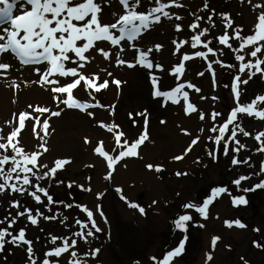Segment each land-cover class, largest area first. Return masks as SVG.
Returning <instances> with one entry per match:
<instances>
[{"label": "rangeland", "instance_id": "rangeland-1", "mask_svg": "<svg viewBox=\"0 0 264 264\" xmlns=\"http://www.w3.org/2000/svg\"><path fill=\"white\" fill-rule=\"evenodd\" d=\"M184 1L185 0H180V2L185 5ZM253 1L255 4H258L260 0ZM101 2L103 4V0H101ZM206 2L209 5L208 9L203 8L205 0H196L195 6L189 9L188 14H186L187 5L183 8L170 9L171 12L180 15L183 19L181 21L163 19L161 23L154 25L151 29H159L158 37H153L151 35L152 31L150 30L146 32L139 41L135 42L136 45L139 44V47L145 46L143 42L147 47H154L157 44L162 45L163 47L160 52L162 54H168V56L165 58L163 57L161 61L164 62L166 58L170 59V67L166 70L172 71L174 66L178 65L184 53L192 54L195 51H206L202 46L192 49L190 45H185L179 53L173 54L175 52L173 40H189L190 37L196 33L191 31L188 25L194 21L196 16H201L204 18L200 21L201 28L209 29L208 35L201 37L202 41H211L209 46L216 51L215 57L217 60L225 64L236 65L234 68L221 67L218 70L213 68L216 73V85L214 87L212 74L207 68L208 61L200 58L187 61L192 68L188 71L189 73L185 81L192 83L194 80V82L198 83L197 87L201 89V92L196 93L187 88L185 90L189 92V101L195 104L200 111L205 113L206 119L201 121L197 113L186 115L184 110L185 102L183 99H181L180 103L173 104L171 107L175 108L171 109V114L174 116L180 111L177 117H173L169 113L165 116H154V120L151 122L154 126H159L161 129H164L165 127H163V125H167L165 122L173 126V130L168 133L161 130L160 132L162 134L157 135L159 139L164 136L163 140H167V138L169 139L170 136L176 134L182 139L180 143H170L169 145L172 147H167L166 143H163L161 146L158 144L156 137L152 135L150 127H147L149 141L145 142L146 146L148 149H152L155 144L159 147L157 152L153 151L154 154L148 157L145 156V153L142 151V146L140 149V156L135 157L134 169L140 168L142 171L150 174V176H154V180L156 181L155 190L153 192L154 195L148 197L144 195L145 193L143 191L148 187V183L144 180L142 175L139 174L130 175V178L125 181H115L113 175L110 180L105 179L104 177L109 169L104 159L94 153L93 149L96 147L95 145L83 148L78 146L75 149V153L77 152L76 155L79 160L75 162L74 155L61 148L58 139L53 138L52 132L49 129V134L44 137V141H46V146L49 150L41 158L42 162L52 167L54 161L57 159H68L71 161L62 170L57 172L62 174L61 182L58 181L57 185L55 182L53 185L46 188L53 197V200L57 203L48 205L47 199L43 197L42 194L40 195L44 203H36V209H39L45 216L57 217L55 220L44 219L41 226L46 228L49 232L46 237V239H48L49 249L60 246L62 243L60 240L57 241L56 245L50 242V237L56 236L68 238L69 243H71L72 239H76L77 247L73 250L77 251L80 258L86 261V264H156L152 257H156L157 261L162 260L164 254L174 249L181 239H183L185 233L176 229L173 221L179 215L188 214L191 215L193 219L188 223V230L186 233L188 240L185 244V252L182 256L177 257L173 264H199L201 257L208 251H217L216 253H220L221 256H223V261L219 264H234L238 256L243 257L244 264L245 261H247V264H264V248H257L253 245V241L264 245V189L245 193L238 190L232 183V181L239 176H247L250 174L251 179L243 181L240 186L241 189L250 188L264 181V173L255 175V173L260 172L261 162L264 161V159L262 158V152L256 151L260 144L254 139L258 132L264 131V126L253 131L252 128L258 124V119L249 117L246 114H239L238 122L247 132L251 133V135L246 137L238 131L236 138L246 146L244 149H241L238 154L231 151L232 148L237 147L235 143L229 142V154L225 155L223 152L224 141H222L220 145H216L214 140L208 139L209 136L215 137L219 134L218 132H210L209 129L214 125L219 127L223 124L230 111L237 106L234 101L231 85L234 76L239 74L238 69L240 62L235 59V53L226 46L221 45L217 39L225 32L224 21L220 14H229L233 21V26L241 28L243 30L241 35L247 36L252 33L258 10H254L253 3L249 4L248 0H206ZM260 4H264V2ZM151 6L148 0H142L141 7L138 11H146L147 8ZM103 7L107 8L111 14L114 12L117 14L116 17L111 15L107 20L104 18L105 23L115 22V19L118 18L120 14H123V8L119 4V0H109V3L103 4ZM197 7L199 10L198 12H196L195 9ZM193 13L195 15H192ZM14 14H19V12ZM210 15L212 16V22H214L215 27H212V22H208L207 20ZM177 23L181 24L183 31L177 32L175 30V24ZM228 34L231 36L232 29L228 30ZM230 43H232L234 48L238 47L239 44L238 41L234 40H230ZM100 44H107L111 47L107 42H100L98 46H100ZM122 46L125 51L121 53V58L123 56L124 60L134 62L138 55L137 51L129 47L127 41L122 42ZM111 50L113 52L111 63H108L104 67L101 65L97 66L103 68L102 70H106L107 73H112L111 76L106 74V79L109 80L110 84L113 79L118 77L120 70L123 69L124 75L126 76V83L130 87V84L133 83L130 82L132 80L128 78L127 74L131 71L132 74L140 72L145 67L138 64L135 67L118 65L114 55V53L118 51V48L111 47ZM240 54L245 55L244 62H247L248 59H252L247 56L246 53ZM91 55L94 57L93 63L96 64L99 59L97 58L96 52ZM211 56L213 55L209 54L208 59L210 61ZM14 61L20 69L32 67L22 66L15 59ZM262 67H264V65H262ZM152 70L157 71L158 69L154 67ZM94 71L95 70L92 69L90 72L93 73ZM200 72H203L204 75H197V73ZM242 79H247V74H244ZM12 80H16V82L20 84L18 89H13L8 85H6L7 87H0V129H3V135L5 136L11 132L13 127L17 126L15 123H6L13 120L14 113L31 112L34 116L39 115L32 112V109L28 107L29 105L51 109V105L48 104L50 99L46 97V94L45 96L37 95L33 98L34 92L32 91L34 89V83H26V81L19 79L18 76H13L9 81ZM259 81L264 82V78H261V76L257 74L247 85L240 86L241 104H247L255 94L260 93V88H262V86ZM5 83H8V81ZM8 84L10 85L11 82ZM133 85H131V87ZM74 96L81 102L86 101L93 103L95 100L83 90V87L76 91ZM201 96L206 99H201ZM213 96L218 99L213 100ZM63 111L76 112L79 114L86 113L75 108H65ZM88 111L95 113L96 110L90 109ZM213 111L222 113V116L218 117L216 121L210 118V114ZM144 112L147 115L151 114L148 108L145 109ZM48 116L49 114L45 113L40 117L41 121ZM168 116H170V119H167ZM189 116H191L190 119H181L182 117ZM151 118L152 117H147L144 114L140 115L137 119L140 120L141 123H146L150 122ZM26 124V128L21 133V145L28 152L37 151V146L44 141H41L33 135L32 121H27ZM201 128L204 129L203 132H200ZM182 130H187L191 135L184 134ZM230 130L231 126L229 133L225 136V140H227ZM37 131H40L39 128ZM41 135H43V133H41ZM196 136H200V141L194 146L193 150L183 160H174L173 157L182 155L184 150L191 143V140ZM261 139H264V137ZM101 140L106 142V150L112 155L117 154L112 152V149L116 147L113 137L110 139V137L106 136L100 138V141ZM209 151H214L215 159L209 156ZM6 154L9 156L12 155L11 151ZM233 156H236L241 161L250 157L249 164L251 166H249V164L232 165L231 161ZM99 160L103 162V165L99 166ZM148 164L161 166L162 171L156 172L155 170H149L146 167ZM88 165H92V167H87ZM118 165L116 168H118ZM177 172L187 173V175L177 176ZM33 183H36V181L33 180ZM39 184L41 187L46 185L41 181H39ZM70 184L71 187H69ZM224 186L230 190L233 196L245 195L249 204L247 206L233 207L231 197L224 194L209 206V215L207 219L202 218L195 209H184L182 207L188 202H192L198 206L202 205L203 201L211 195L213 188ZM89 188L91 189L90 191L85 190ZM115 188L122 189V195L127 198V201L121 198V193L114 192L116 191ZM29 190L31 191L34 189L29 188ZM129 190H133V192ZM100 193L103 195L98 197ZM10 194L12 198L15 195L16 197L20 196L19 193H13L11 191ZM4 195H6V192L0 193V202ZM27 196L30 197L29 195ZM17 199L19 198L17 197ZM154 201L155 203H153ZM129 202L139 204L145 209V214L142 215L137 209L129 207ZM68 204L73 205V207H65V205ZM45 205H48V207L46 208ZM77 205L87 207L92 211L94 213L93 218L96 220L97 226L101 229L100 232L89 237L87 243L82 241L79 237L76 238L73 236V233L81 230L80 226L77 225L75 221L77 219L87 221V214L82 211L81 207H77ZM219 205H222L221 209L223 210L222 213H224L222 215L216 211ZM38 206H41V208ZM97 206H99L100 211L104 213L103 217H101L99 211H97ZM49 208L51 211L48 210ZM116 209L119 213L118 220L127 221L129 219V224L133 226L131 231L134 229L136 230V234L133 236V241L135 242V244L132 245L135 246L133 250L128 251L126 249H119L120 245L112 232L111 220L113 218H110ZM23 210L24 208L19 209V211ZM153 213L156 217L151 218ZM157 215L162 219L155 224L153 219L158 220L159 216ZM211 215L216 216L212 217ZM65 217H67L66 220H64ZM209 218H212L214 222L220 220V224L215 223V230L209 235V241L206 242L207 237L204 227ZM237 219L247 225V227L244 229L239 228V231H237L236 229H238V227L236 226L231 228L226 226L225 221H235ZM62 220H64V223L60 222ZM201 224H203L204 227H200L199 225ZM89 228H91V224H89ZM117 228L121 234V226L117 225ZM257 228L259 232L254 231V229ZM230 230L237 232H231ZM237 233L238 236L241 237L240 241L233 236ZM213 237L220 238L214 249L211 246ZM93 249L100 250L94 258L91 255L83 256L84 253H90ZM103 256H106L108 260H104ZM68 258L67 254L59 258L60 264H67Z\"/></svg>", "mask_w": 264, "mask_h": 264}, {"label": "snow or ice", "instance_id": "snow-or-ice-1", "mask_svg": "<svg viewBox=\"0 0 264 264\" xmlns=\"http://www.w3.org/2000/svg\"><path fill=\"white\" fill-rule=\"evenodd\" d=\"M107 3H109V0H103V4ZM148 3L152 6L148 7L146 11L141 12L138 9L141 7L142 0H119V4L123 8V14H120L115 19V22L105 23L101 0H0V78L7 79L8 72L13 68L11 63L5 62L3 59L6 56H11L22 66H32L33 71L39 76V80L32 81L31 83L38 84L40 87L50 91L53 94V100L57 103V107L63 104L66 108L79 109L82 112H86L88 116H93L94 113L88 111L89 109L107 106L100 104L99 101L95 103L81 102L74 96V92L83 87V90L94 100V93L102 92L110 87L109 80L105 79L101 82V77L98 73L85 74L87 67L94 60V57L91 55L92 52L98 53L105 60H110L113 56L111 49L105 50V48L98 46L100 42H107L112 48H118V51L114 53L118 65L135 67L138 64L150 70L154 67L158 70H163L162 65L158 63L154 64L153 60L149 58L153 51L159 52L163 46L157 44L154 47L142 50L137 47L135 42L139 41L154 25L161 23L163 19L181 21L183 17L171 12L170 9L183 8L185 5L180 0H148ZM248 3L252 4V0H248ZM208 7L209 5L205 0L203 8L208 9ZM253 8L254 10H258V14L252 33L247 36L241 35L243 31L241 28L233 26V21L229 14H220L224 21L225 32L217 39L221 45L232 50L235 53V59L240 62L239 74L234 76L231 85L234 101L237 106L230 111L223 124L219 127L214 125L209 129L210 132L219 133L215 137L209 136V140H214L216 145H220L224 141L223 152L225 155L229 154V142L237 145V147L231 149L232 152L237 154L241 149L246 147L236 138L238 131L246 137L251 135L238 122L239 114H246L249 117L264 120V107H258V105L264 104V95H258L251 103H240V86L247 85L257 74L261 78H264V67H262L264 65V4H254ZM16 12H19V14H14ZM112 15L114 17L117 16L115 12ZM192 15L195 14L193 13ZM203 19L201 16H196L194 21L188 25L189 29L196 33L189 40H173V44L175 45V52L173 54L179 53L185 45H190L192 49L202 46L206 51H195L192 54L184 53L178 65L174 66L171 74L178 81H181L185 75L186 62L200 58L208 61L207 68L212 74L213 86L215 87L216 73L213 69V64H220L224 68H234L236 65L225 64L220 60L210 61L208 59L209 54L215 56L216 51L209 46L211 41H202L201 39V37L209 33L208 28H201L200 21ZM207 20L208 22H212V16L210 15ZM212 27H215L214 22H212ZM229 29H232L231 36L228 34ZM175 30L177 32L183 31L181 24H175ZM230 40L238 41V47L234 48ZM124 41H127L129 47L135 49L138 53L134 62L121 58V53L125 51L122 46V42ZM240 53H246L252 59L244 62L245 55ZM69 64L75 66L68 67ZM244 74H247V79H242ZM107 75L111 76L112 73L108 72ZM197 75L203 76L204 73L200 72ZM60 78L69 79L70 82L61 83ZM151 81L156 97H162L166 102L171 101L173 104H178L183 99L186 115L197 113L201 121L206 119L205 113L189 101V92L185 90L187 88L200 93L201 89L199 87L189 81H183L178 82L177 86L169 91H162L158 77L153 75ZM121 83L122 81L118 79L111 81V84H114L117 88H119ZM8 86L18 89L20 84L16 80H12ZM200 98L206 99L203 96ZM212 99L216 100L218 98L213 96ZM28 107L32 109V112L39 115L34 116L31 112L14 113L13 120L6 123H15L17 126L13 127L7 136L3 135V129H0V193L10 190L13 193L21 195L27 194L37 204L44 203L40 195L42 194L47 199L48 205H52L57 202L53 200V197L46 188L40 186L39 181L54 177L59 170H62L71 161L68 159H57L54 161V165L49 167L48 164L42 162L41 158L49 150L46 146V141H44V137L49 134V118L59 117L63 109L52 111L42 106L29 105ZM45 113H48L49 117L41 121L40 117ZM221 116L222 113L217 111H213L210 114V118L213 121H216ZM27 121H32L33 135L44 141L37 146V151L28 152L21 145V133L26 128ZM99 126L105 128L108 133L113 134L116 145L112 149V152L117 153L116 155H112L106 150V142L103 140L98 141L96 147L93 149L95 154L106 161L109 171L104 178L110 180L113 172L116 170V166L121 161L140 156V149L145 142L149 141V134L146 127L144 132L134 141L129 142L125 133L118 130L119 125L105 124L103 121H100ZM230 126V134L227 136V140H225ZM38 128L40 131H37ZM182 131L186 135H191L187 130ZM203 131L204 129L201 128L200 132ZM262 137H264V131L257 133L254 139L260 144L256 151L264 153V141H262ZM199 141L200 136L194 137L184 150V153L173 157V159L177 161L183 160ZM85 143H90V141L85 138ZM9 151L12 153L10 156L6 154ZM208 154L213 159L216 158L214 151H209ZM250 159L249 157L241 161L236 156H233L231 163L234 166L249 164ZM249 166L251 165L249 164ZM87 167H92V165H88ZM146 167L156 172L162 171L161 166L148 164ZM261 173H264V161L261 162L260 172L255 173V175H260ZM176 175H187V173L177 172ZM249 179H251V174L247 176L241 175L233 180L232 183L238 190L245 193L264 189V181L250 188L241 189V183ZM33 180L36 183H33ZM69 187H71V184ZM29 188L34 190L30 191ZM85 190L90 191L91 189ZM116 191L121 193V198L127 201V198L122 195V189L116 188ZM224 194L231 197L233 207L247 206L249 204L245 195L233 196L230 190L224 186L213 188L211 195L203 201L202 205L198 206L192 202H188L182 207L184 209H195L202 218L207 219L209 206ZM101 195L103 194H98V197ZM48 205H45V207L47 208ZM21 207L23 206L20 201H12L11 208L17 209L16 216L12 217L11 212H9L8 216L0 219V225L7 223L6 228H0V253L5 251L6 244H12L15 247L26 245V253L30 264H37V260L34 258L33 242L26 238V229L20 228L16 234H13L10 229L18 222V218L20 217L27 216V220L32 225H37L40 218L55 220L57 217L45 216L39 209L33 215L32 209L24 207L23 211H19ZM65 207L71 208L73 205L68 204ZM77 207H81L82 211L87 214V221L79 219L75 221L81 230L73 233V236H78L82 241L87 243L88 238L100 232L101 229L97 226L92 211L84 206L77 205ZM129 207L137 209L142 215L145 214V209L137 203L129 202ZM48 210L51 211L50 208ZM97 211L103 217L104 213L100 211L99 206H97ZM66 219L67 217L64 218V220ZM192 219L191 215L183 214L173 221L175 228L184 232L185 235L174 249L164 254L162 260L157 261L156 257H152L156 264H173L177 257L184 254L185 244L188 240L186 234L188 223ZM64 220L60 222L64 223ZM89 224H91V228H89ZM225 224L229 228L236 226L244 229L247 227L239 219L225 221ZM199 226L204 227L203 224ZM254 231L259 232V229H254ZM219 239V237L212 238L211 246L213 249L216 247ZM58 240L62 241L60 246H55L48 250L44 254L45 258L41 264H60L59 258L65 254L69 257L67 264H86V261L80 258L77 251L73 250L77 247L76 239H72L71 243H69L68 238L50 237V242L53 245H56ZM253 245L257 248H264V245L256 241H253ZM99 251V249H93L90 253H84L83 256L91 255L94 258ZM212 259L211 254L206 256L207 261H211ZM241 259L243 260V257ZM245 264H247V261H245Z\"/></svg>", "mask_w": 264, "mask_h": 264}, {"label": "bare ground", "instance_id": "bare-ground-1", "mask_svg": "<svg viewBox=\"0 0 264 264\" xmlns=\"http://www.w3.org/2000/svg\"><path fill=\"white\" fill-rule=\"evenodd\" d=\"M261 2H264V0H260ZM258 2L260 4L261 2ZM185 5H187V12L189 13V9L194 7L196 4V0H185ZM253 5L255 2L252 0ZM198 4V2H197ZM103 6V4H102ZM103 17L107 20L112 15L110 11L103 7ZM196 12H198V7L195 8ZM257 11V10H256ZM151 35L153 37L159 36V29L154 28L151 30ZM144 47H139V44L137 47L142 50H146L150 47H147L146 44L143 42ZM100 47L105 48V50L111 49L110 46L107 44H100ZM153 47V46H152ZM112 51V50H111ZM91 54H95V52H92ZM98 62L91 63L86 70V75L91 74V70L94 69L95 71L93 73H98L102 80L106 79L107 72L105 70H102L103 68H99L97 65L105 66L108 63H111L110 60H105L101 55L96 53ZM168 54H162L160 51L156 52L153 51L150 54V59L153 60L154 64L158 63L162 65L163 70H157L153 71L152 69L144 68L140 72H135L132 74V71L129 72L128 78H130L133 84H130V87L126 83V76L124 75V70H120L118 77L116 79L122 81L119 88H117L114 84H110V87L107 90H104L99 93H94L95 100L99 101L100 104L105 105L107 107L104 108H92L91 110H96L93 116H88L87 113L79 114L76 112H68L63 111L59 117H50L49 118V125L50 130L52 132L53 138L58 139V143L61 146V148L64 149V151H68L75 157V162H77L79 159L77 158V155L75 153V149L79 146L80 148L83 147H92L96 146L97 142L100 141V138L102 137H110V139L113 137V134H110L106 131L105 128H102L99 126V122L103 121L105 124H116L119 125V131H122L125 133V136L127 137L129 142L134 141L142 132H144L146 127H150V131L152 132V135L156 137L158 140V144L162 146L163 143H166V146L172 147L169 144L173 142L174 143H180L182 142V139L176 134L172 135L167 138V140H163V137L159 139L158 134H162L160 131L164 130L167 133L173 130V126L167 122H165L167 125H163L165 127L164 129H161L159 126H154L151 124V122L154 120V116L158 115H167V113L171 114V108L173 103L171 101H165L162 97H156L154 95V87L151 81V78L153 75L159 78L160 83V89L162 91H169L173 88H175L178 84V82H183L186 80V77L188 75V71L191 70V66L186 62V70L185 75L182 78L181 81H178L177 78L172 75V71L166 70L170 67V59L166 58L164 62L161 61V59L164 57H167ZM173 57V56H172ZM182 57V56H181ZM211 61L217 60L215 56H211ZM5 62L11 63L13 65V68L8 72L7 79L0 78V87H5L6 85H9L11 81H9L13 76H18L19 79H22L26 82H32L39 80V76L33 71V68H25L20 69L17 67L14 59L12 57L6 56L3 58ZM123 59V56H122ZM94 61V60H93ZM161 61V62H160ZM75 65L69 64L68 67H74ZM213 68L215 70H218L221 68L220 64H213ZM132 74V75H131ZM131 75V77H130ZM141 75V76H140ZM61 83H67L70 82L69 79L66 78H60ZM8 81V83H5ZM192 83L195 86H198V83L192 81ZM127 84V85H126ZM131 85H133L131 87ZM7 87V86H6ZM34 89L33 98H35L37 95H43L48 97L50 100L48 101V104L51 105L52 111H59L60 109H65L66 107L63 104H60L59 107H57L56 101L53 100V94L48 91L45 88L40 87L38 84L33 85ZM75 93V92H74ZM150 111L151 114H146L144 112L145 109ZM90 110V109H89ZM143 113L147 117H152L150 119V122L141 123L140 120L137 118L140 117V115ZM180 114V111H178V114L176 116L172 115L173 117H177ZM49 117V116H48ZM46 117V118H48ZM189 117H182L181 119H190ZM45 119V118H44ZM167 119H170V116L167 117ZM43 121V120H42ZM152 128V129H151ZM85 138H87L90 143H85ZM88 145V146H86ZM158 145L155 144L152 149H148L146 144L143 145L142 151L145 153V156H152L154 154L153 151L157 152ZM142 152V153H143ZM105 161V160H104ZM136 161V158H129L126 160L121 161V163L118 165V168L114 171L113 177L115 181H125L130 178V175L139 174L142 175L144 180L147 181L148 187L143 191L146 197L154 195L155 190V183L154 176L150 174H147L146 172L142 171L140 168L134 169V163ZM106 162V161H105ZM103 165V162L99 160V166ZM105 165V163H104ZM126 165V166H125ZM128 165V167H127ZM151 186V187H150ZM116 189V188H115ZM130 192H133V190H129ZM115 193H118L117 191H114ZM222 205H219L216 209L217 212H219L221 215L223 210L221 209ZM111 213V211H110ZM155 213V212H154ZM154 213L151 215V218H154ZM156 215V214H155ZM159 216V215H157ZM212 217H215L216 215H211ZM110 218H113L111 221L112 226V232L115 235V238L118 241L119 249H126V250H133L135 249V246H132L135 244L133 241V236L136 234V230L134 229L131 231V226L129 224V219L127 221H119V213L117 212V209L114 211L112 216ZM161 217L159 216L158 220L153 219V222L157 224V222L161 221ZM215 223L220 224V220L218 222H214L212 218H209L206 222V225L204 227L205 235L207 237L206 242L209 241L208 237L213 231L215 230ZM117 225L121 226L122 233L120 234L117 228ZM239 231V228L236 229ZM231 231V230H230ZM229 231V232H230ZM237 231H231V232H237ZM237 238L238 241L241 240V237L238 236V233L233 235ZM217 252V251H216ZM216 252H210L208 251L206 254H204L201 257L199 264H219L221 261H223L221 254ZM208 254H211L213 259L211 261L206 260V256ZM104 260H108L106 256H103ZM234 264H244V261L241 259V256H238V259Z\"/></svg>", "mask_w": 264, "mask_h": 264}, {"label": "trees", "instance_id": "trees-1", "mask_svg": "<svg viewBox=\"0 0 264 264\" xmlns=\"http://www.w3.org/2000/svg\"><path fill=\"white\" fill-rule=\"evenodd\" d=\"M256 98V95L253 96L249 100L248 103H251L253 99ZM258 107H264V104L258 105ZM264 126V120L258 119V124L254 126L252 129L255 131V129H259V127ZM259 133V132H258ZM264 141V139H262ZM261 156V155H260ZM262 158L264 159V153H262ZM62 179V174L56 173V175L52 178H46L44 180H41V182H44L46 185L44 188L49 187L50 185H53V183L56 182V185L58 184V181ZM5 193V192H4ZM17 197L19 199H17ZM13 196L10 194V191H6V195H4L0 202V219H3L4 217L8 216L9 212H11V216H16V209L11 208V202L18 200L20 201L21 205L27 208L32 209L33 215L36 214V202L34 203V200L31 197H28L26 194L20 196ZM7 199V200H6ZM41 208V206H38ZM41 220V222H40ZM44 219L40 218L37 225H32L28 220L27 216L18 218V222L10 229V231L13 234H16L20 228L26 229V238L28 240H31L33 242V248H34V258L37 260V264H41L43 261L44 254L50 250L48 247V239L46 237L48 236V230L44 227H41L43 224ZM7 223L0 225V228H6ZM56 227V225H55ZM10 239V238H8ZM47 241V243H46ZM47 245V248H46ZM26 245H21L20 247H15L12 244H6L5 251L0 253V264H30L28 260V256L26 253Z\"/></svg>", "mask_w": 264, "mask_h": 264}, {"label": "flooded vegetation", "instance_id": "flooded-vegetation-1", "mask_svg": "<svg viewBox=\"0 0 264 264\" xmlns=\"http://www.w3.org/2000/svg\"><path fill=\"white\" fill-rule=\"evenodd\" d=\"M259 82H260L262 88H260V93L255 94L256 97H257L258 95H264V82H262V81H259ZM75 237L77 238L78 236H75Z\"/></svg>", "mask_w": 264, "mask_h": 264}]
</instances>
